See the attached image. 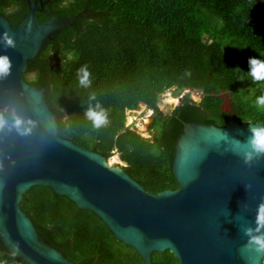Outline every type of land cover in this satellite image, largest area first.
I'll use <instances>...</instances> for the list:
<instances>
[{"label":"trees","instance_id":"trees-1","mask_svg":"<svg viewBox=\"0 0 264 264\" xmlns=\"http://www.w3.org/2000/svg\"><path fill=\"white\" fill-rule=\"evenodd\" d=\"M26 8V0H0V13L13 26ZM45 8L58 18L82 15L44 43L25 81L45 86L61 137L106 159L117 151L121 167L145 190L177 187L171 164L183 123H264V109L255 104L264 82L248 75L250 57L264 61V0H50ZM82 65L91 72L89 87L76 76ZM171 87L197 89L201 99L184 94L164 114L159 94ZM222 92L229 95L226 106ZM139 103L156 114L151 138L125 125V111ZM89 107L104 110L108 124L95 128L85 116ZM20 206L41 237L74 262L142 264L98 216L49 187H31ZM151 262L177 264L168 250L153 252ZM0 264L24 263L0 243Z\"/></svg>","mask_w":264,"mask_h":264},{"label":"water","instance_id":"water-1","mask_svg":"<svg viewBox=\"0 0 264 264\" xmlns=\"http://www.w3.org/2000/svg\"><path fill=\"white\" fill-rule=\"evenodd\" d=\"M37 2L26 0L15 26L0 13V55L11 60L10 70L0 73V118L6 121L0 127V243L5 250L24 264H79L41 237L21 209L23 194L41 185L98 216L142 264H153L151 254L165 250L177 264H264V251L254 240L264 238V153L248 143L251 130L264 123H183L171 164L177 187L145 190L122 167L109 166L101 153L61 137L45 86L25 81L28 64L44 43L82 15L40 21L44 2ZM5 36L14 47L6 46Z\"/></svg>","mask_w":264,"mask_h":264},{"label":"clouds","instance_id":"clouds-1","mask_svg":"<svg viewBox=\"0 0 264 264\" xmlns=\"http://www.w3.org/2000/svg\"><path fill=\"white\" fill-rule=\"evenodd\" d=\"M6 46L14 47V42L10 37L5 36ZM249 71L248 75L251 77L252 81L255 83L264 82V61L257 59L256 57H250L248 60ZM11 68V60L6 55H0V73L6 74ZM76 76L78 82L83 87H89L91 85V72L86 65H82L77 69ZM95 99L93 95L90 97ZM256 107L258 109H264V95H260L255 101ZM99 108V105L96 106ZM85 116L89 119L93 126L97 129L106 126L108 124L107 114L104 110L97 111L95 108L89 107L85 112ZM6 123L5 120L0 118V127ZM20 121L17 120V124ZM252 136L250 137L248 143L250 147L257 153H264V128L252 129ZM252 230H249V233ZM255 243L258 245V251H264V238L254 237Z\"/></svg>","mask_w":264,"mask_h":264},{"label":"rangeland","instance_id":"rangeland-1","mask_svg":"<svg viewBox=\"0 0 264 264\" xmlns=\"http://www.w3.org/2000/svg\"><path fill=\"white\" fill-rule=\"evenodd\" d=\"M184 94H188L190 98L194 101H199L201 99V91L197 89H191V88H186V89H181L178 90L175 87H171L168 89H164L160 94V100L158 102V108L164 113L168 114L171 109L179 104L182 96ZM221 95L225 98L226 102L224 103V106L227 105V100H228V93L222 92ZM175 99L176 101L173 102L172 100ZM125 125L128 126L129 128L135 130L138 132L142 137L144 138H151L152 134L155 132V129L153 128L154 132L152 130H149V124L151 123L150 117H153V110L149 109L148 107L145 106L143 103H139L138 107L136 109H131V110H126L125 111ZM143 124V130H139L137 124ZM116 155L118 157V152L113 150V153L109 156V158L106 159V162L109 166L113 167H121L125 163L120 160L118 157L119 161H112L111 157Z\"/></svg>","mask_w":264,"mask_h":264},{"label":"flooded vegetation","instance_id":"flooded-vegetation-1","mask_svg":"<svg viewBox=\"0 0 264 264\" xmlns=\"http://www.w3.org/2000/svg\"><path fill=\"white\" fill-rule=\"evenodd\" d=\"M41 1L44 2V10L39 11L38 14H39V13L44 14L45 19H47L48 17H50V16H52V15H55V14H53V13L51 12V10H46V8H45V6H46L47 4H50V0H38L37 3L40 4ZM55 16H56V15H55ZM56 17H57V16H56ZM57 18H58V17H57ZM58 19H61V18H58ZM153 114H154V116H153V119H152L151 123L149 124L148 129H149V130H152V131L154 132L153 127H152V123L154 122V120H155V118H156V114H155L154 111H153Z\"/></svg>","mask_w":264,"mask_h":264},{"label":"bare ground","instance_id":"bare-ground-1","mask_svg":"<svg viewBox=\"0 0 264 264\" xmlns=\"http://www.w3.org/2000/svg\"><path fill=\"white\" fill-rule=\"evenodd\" d=\"M172 101L175 102L176 100L173 99ZM137 125H138L139 130H143V127H144L143 124H140V123H139V124H137ZM111 158H112V159L110 160V162H112V161H119V159H118V157H117L116 155L112 156Z\"/></svg>","mask_w":264,"mask_h":264}]
</instances>
